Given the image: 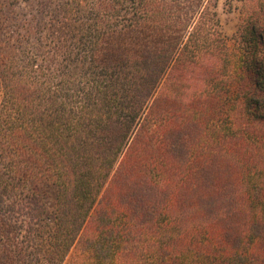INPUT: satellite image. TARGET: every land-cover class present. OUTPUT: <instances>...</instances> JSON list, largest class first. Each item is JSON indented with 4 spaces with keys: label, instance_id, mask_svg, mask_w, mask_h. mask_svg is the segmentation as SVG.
<instances>
[{
    "label": "trees",
    "instance_id": "16d2710c",
    "mask_svg": "<svg viewBox=\"0 0 264 264\" xmlns=\"http://www.w3.org/2000/svg\"><path fill=\"white\" fill-rule=\"evenodd\" d=\"M29 1L0 0V264H264V0H225L232 37L219 0Z\"/></svg>",
    "mask_w": 264,
    "mask_h": 264
},
{
    "label": "rangeland",
    "instance_id": "374dc122",
    "mask_svg": "<svg viewBox=\"0 0 264 264\" xmlns=\"http://www.w3.org/2000/svg\"><path fill=\"white\" fill-rule=\"evenodd\" d=\"M33 0L29 1V3H32ZM37 0H34L33 5H36ZM28 4L23 3L21 6V10H27ZM30 8L28 11L29 12ZM219 18L221 20L222 28L224 33L227 37H232L235 32L237 31L238 25H239V16L236 10L231 11L229 10V7L226 5L225 0H219L218 8H217ZM46 203L49 207V210H52L54 205V193L51 190L47 191L46 196Z\"/></svg>",
    "mask_w": 264,
    "mask_h": 264
}]
</instances>
